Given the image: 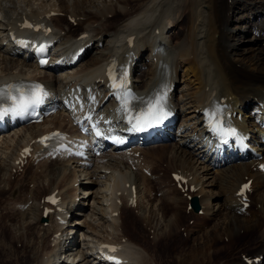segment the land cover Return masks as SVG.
I'll use <instances>...</instances> for the list:
<instances>
[{
	"label": "bare ground",
	"instance_id": "6f19581e",
	"mask_svg": "<svg viewBox=\"0 0 264 264\" xmlns=\"http://www.w3.org/2000/svg\"><path fill=\"white\" fill-rule=\"evenodd\" d=\"M136 3L137 7L130 10L126 0H0V81L38 77L54 96L66 97L67 106L64 112L55 113L42 122L16 127L0 135V181L9 180L18 148L44 127L51 124L73 127L70 115L83 103L69 94L71 90L75 95L72 86L76 90L93 88L85 91V98L90 99L94 113L101 114L104 131L123 127L108 99L98 105L106 93L104 82L100 80V66L111 55L128 64L132 72V95L146 98L164 89L162 93L168 107L182 116L177 127H183L175 140L106 151L86 166L80 165L77 159L61 156L39 160L34 168L49 160L44 172L41 171L42 178L37 180L32 171L28 184L32 183L33 187L24 188L22 198L11 205L18 218L4 223L0 217V247H10L13 251L14 244L19 243L21 252H25L24 259L31 261L30 264H103L95 257L91 244L97 239H106L122 246L117 252L123 260L117 264H158L148 253V241L141 245L129 234L120 240L124 236L125 228L121 224L124 221L120 211L116 215L112 212L120 206L128 207L126 199L122 201L126 189L130 188L126 186L128 181L135 183L140 192L136 195L135 184H131L135 189L132 207L142 224L148 226V239L154 241L153 244L172 236L171 230L180 218L179 204L185 207L188 195L196 197L200 214L211 224L207 229L198 222L188 227L186 232L189 237L193 235V242L187 252L186 248L181 250L179 263L197 259L196 263L210 260L212 264H259L261 258L247 262L242 259L246 254L239 253L244 247L242 239L254 233L247 257L264 256V174L256 167L258 161L251 155L241 158L230 152L222 154L210 149L201 152L200 143L205 144L208 139L201 124L202 109L220 105L230 113L229 118L237 120L241 129L250 130L253 138L264 144L260 135L261 114L257 109L258 101L264 98V0H187L184 8H180L177 0H136ZM50 10L66 11V18L76 21L80 30L75 33L73 21L63 24L57 19L58 14L48 16ZM118 15L119 19L112 21ZM182 17L186 20L179 23ZM23 18H29L31 23L41 19L51 22V49L64 56L60 67L50 64L38 67L31 56L19 54L17 48L2 43L5 33L19 25ZM130 35L132 43L128 45L126 37ZM241 40L246 43L236 47L235 42ZM74 43L84 48L83 54L91 53L84 64L79 62L81 58L75 60L68 54ZM180 69L186 79L181 80L182 85L178 87ZM222 96L224 101L220 99ZM192 146L194 152L190 150ZM154 148L163 153L161 156L168 168L183 173L187 183H192L195 189L182 194L172 184L174 196L172 193L169 196L161 186L160 175L151 171L153 178L148 180V175L141 170H130L124 162L137 152L135 160L141 155V160L151 169L153 164L146 156ZM82 176L85 179L78 184ZM248 177L253 189L249 193V204L243 207L235 191ZM56 188L62 195L60 205L64 210L60 215L67 219L65 223H57L51 215L41 217L39 190L45 195ZM143 188L146 196L150 197L152 189H157L161 195L153 197V201L142 195L144 199L140 197ZM19 190L17 182L10 188V195ZM165 202H169L172 209L163 215ZM84 204L89 206L87 211L83 210ZM80 214L84 216L83 221L78 218ZM200 214L195 212L193 216ZM53 229L59 231L57 236L52 235ZM78 231L80 236L76 237ZM222 236L228 237L227 242L214 245V239ZM226 246L232 251L230 259H218L216 255Z\"/></svg>",
	"mask_w": 264,
	"mask_h": 264
},
{
	"label": "rangeland",
	"instance_id": "374dc122",
	"mask_svg": "<svg viewBox=\"0 0 264 264\" xmlns=\"http://www.w3.org/2000/svg\"><path fill=\"white\" fill-rule=\"evenodd\" d=\"M126 1H127L128 8L130 10H132V9H134V8L137 7L136 0L135 1L134 0H131V1L130 0L129 1L126 0ZM140 1L142 2V0H140ZM173 1H176V0H173ZM177 1L181 5L180 6L179 4H177L178 9H179V6H180V8H184L185 5H186V3H187V2L185 3V1H187V0H185V1L184 0H181V1L180 0H177ZM182 1H184V5L182 4L183 3ZM61 12H64L65 15L62 14V13H60L59 14L60 16H58L57 19H59L63 24H66L67 25L68 24V21L65 20L66 19L65 16H67L66 11H61ZM109 17L110 16L107 15V18H109ZM119 17H120V15H118V17H113L112 18V21H114V19H119ZM185 20L186 19L184 17H182V19L180 20L179 23H181V22H183ZM73 24L74 25H72V27H75L74 32L77 33V31L80 30L81 27L78 24L75 25L76 23H73ZM182 26H181V28H182ZM168 33H170V30L168 31ZM235 43H237L236 44V47H240L241 45H244V43H246V42H244V41L241 40V41H238V42H235ZM255 49H256V47H255ZM90 56H91V53L84 55V57L82 58L83 60L81 59L80 60L81 62L80 61L79 62L84 64L85 62H87V60L90 58ZM177 77H178V80H180L177 83V86L179 87V86L182 85L181 82H183L181 80L186 79L185 76H183L182 69H180L178 71ZM194 148L195 147L192 146L190 148V150H192V152H194L195 151ZM158 150H159V148H156V149L154 148L151 153L150 152L148 153V155L150 156L149 157L150 160L148 159L150 161V164L152 163L153 165H157V167H154V166L150 165L151 166V171H154L152 167H154V169H155L154 172H157L156 170H158L159 174L162 175V179H161L162 185H164V183H165L164 186H168L167 185L168 184V181H167L168 174H167V171L166 170H163V169H168V166H166L165 168H162V167H164L166 165L165 158L163 156H161V155H163L162 152H164V151H162L161 152L162 154H160V152H157ZM164 150H165V148H164ZM151 160H152V162H151ZM29 166L30 165H26V167L24 168V171H22L16 177H13V179H12V177L11 178L8 177L9 180L7 179L8 180L7 182L5 180L0 181V217H1V219L3 218L2 220L4 221V223L5 222H8V221H14L15 219L18 218L17 217L18 214L15 213L14 207L11 206V205H14L16 203L15 202L16 200H20L22 198L23 193L26 191L24 188L27 189V186L33 187L32 186L33 185L32 183H31L32 185L31 184H28V175H30V173L32 171H34L35 178H37V180H39L40 178H42L41 177L42 175H40V174H43V172H44V166H46V164L44 165V163H42L40 166L37 167L38 169L37 168H34L33 166H30V167ZM159 166H160V168L158 169ZM42 170H43V172H41ZM170 171H172V170L170 169ZM38 177H40V178H38ZM1 178L6 179L5 176H2ZM84 179H85L84 176H82V178L80 177V180H79L78 184L81 181H83ZM4 182L6 183V185H5ZM17 182L20 185L19 192H15L14 195H10V188L12 187V185H14ZM166 182H167V184H166ZM214 190L217 191V189H214ZM142 192H144V193H142ZM16 193H18V194H16ZM158 194H159V192L158 191H155V189H154L152 191V198H150V201H153L156 198H158V196H159ZM169 194L168 195L171 196V193H169ZM43 195H44V192H42V190H39V194L37 195V198L41 200V197ZM142 195H145L146 196V191H145L144 188L142 189L140 196L145 199V197L142 196ZM172 196H174L173 193H172ZM19 197H20V199H17ZM88 202H90V199H88ZM7 205H8V208H7ZM84 205H85L84 206L85 209H83V210L84 211H87L88 208H89V206H88V204H84ZM163 205H162L163 207L161 206L162 209L164 208L163 209L164 211H162L163 212L162 213L163 215L168 214L169 212H171L172 207H171V205H170L169 202H165ZM259 205L260 204L257 205L258 208L260 207ZM10 206H11V208L13 207L12 208L13 210L10 208ZM178 208H180V211H182V209H184V212L187 211V213H183V212L180 213L179 222L171 230L172 236H170V237L168 236L167 239L161 240L157 244H155V243L153 244L154 241L151 242V240L148 239L149 236H150V235H148V234H150V231H148V229H149L148 226H146L145 224H142V222L139 220V218H137V216L135 215V212L133 211L134 208L132 210V208H124V207H122V209L120 208V216L122 218V222L124 221L123 223H121L124 226V227L123 226L122 227H123V229L124 228L126 229V231L124 229V234L125 235H128L129 234V236H130V238L132 240L140 243L141 245H143V242H147L148 241L146 243V244H148L150 246V250L148 251V253L149 254H152V256H154V259H156V261L158 262V264H212V262L210 260H204V261H200L199 263H196L197 262L196 261L197 259H195L193 261H186V263H179V256H180L181 250L186 248V251L185 252H187L188 249H189L188 247H190V245H192V242H193V239H192V236L193 235H190V237H189V234H187V232H186L187 229H188V227L191 226L194 222H198V223L204 225V229H207L208 226H209V224H211V222H210L209 219L206 220L207 217L203 213L202 214L198 213V214H200V216L197 215L198 218L196 217L195 220L193 221V219H194L193 214L195 212L191 208L188 209V210H185L184 205H183V208H182V204H179ZM11 210H12V212H11ZM8 211H10V212H8ZM188 213L190 214L191 217L189 215H187ZM134 216H136V220L135 221L133 220ZM41 217H43V216H41ZM41 217L39 218V220L41 219ZM79 217H80V221H83L84 216L82 214H80V215H78V218ZM6 219H7V221H6ZM204 220H206V221H204ZM187 222L190 223V224H186ZM102 223L104 224V223H106V221H103ZM184 224H185V226H184ZM183 226H184V230H183ZM3 233L6 236H8V234H7L6 231L3 232ZM78 234H80L79 231L76 233V237L79 236ZM253 237H254V233L253 234H250L248 236V238H243L242 239V242H243L244 247H242L240 249V251H239V253L241 252L240 253L241 255H244V254H246V256L247 255H250V253L247 254L248 253L247 250L250 249V248H252L250 246H252L253 239H254ZM232 238L233 237H230V239H232ZM227 240H228V237L222 236L221 238L214 239L213 244L214 245L221 246L222 243L223 242H227ZM14 246L16 248H13V249L16 250V252L14 250H13L14 252L12 250H10L11 249L10 247L9 248H6V249L3 248L4 250L0 247V264H30L31 261L25 260L24 257H23L25 255V252H21V249L22 248L20 247V244L17 243V244H14ZM231 252L232 251H229V246H226L222 250V252H220L219 254L216 255V257L218 259L220 258V259H227V260H229L230 259V253ZM16 255H17V257H16ZM263 255H264V251H263ZM214 262H216V260H214ZM259 264H261V261L259 262ZM263 264H264V259H263Z\"/></svg>",
	"mask_w": 264,
	"mask_h": 264
},
{
	"label": "snow or ice",
	"instance_id": "6c2138e0",
	"mask_svg": "<svg viewBox=\"0 0 264 264\" xmlns=\"http://www.w3.org/2000/svg\"><path fill=\"white\" fill-rule=\"evenodd\" d=\"M25 27H33L25 22ZM41 60L40 63H46ZM110 79L113 81V87L117 90L125 89L118 97L122 101V108L127 114V122L131 125L130 131H145L159 123H161L169 113L165 110V96L156 94L150 99L137 98L126 90V71L119 76L112 74L110 71ZM47 93L39 84H25L24 82L0 85V119L6 117L9 113L14 116H22L24 114L32 115L44 103ZM139 101L142 107H134L133 101ZM210 126L220 133L222 136H235V129L224 128L221 125L217 112L210 113ZM90 119V117H89ZM101 133L97 131V135ZM59 133H53L51 136L42 137L40 143L58 137ZM29 150L25 149V153ZM264 169V165L261 166ZM179 179V177H178ZM248 185H244L240 195H243L244 189ZM54 203L55 201L52 200ZM107 247V246H105ZM110 251H116L115 248H109ZM114 259V258H109Z\"/></svg>",
	"mask_w": 264,
	"mask_h": 264
}]
</instances>
